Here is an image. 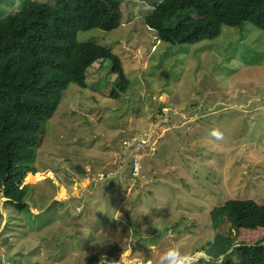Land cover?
Returning <instances> with one entry per match:
<instances>
[{
  "label": "rangeland",
  "instance_id": "obj_1",
  "mask_svg": "<svg viewBox=\"0 0 264 264\" xmlns=\"http://www.w3.org/2000/svg\"><path fill=\"white\" fill-rule=\"evenodd\" d=\"M162 1L122 0L118 30L78 34L115 54L130 86L121 94L102 60L87 90L68 87L43 126L38 173L24 180L30 212L0 194V264H99L101 255L119 264L122 254L123 264H158L177 245L216 260L264 239L259 228L211 223L227 201L264 205V33L247 24L212 42L162 43L144 22ZM33 2L53 0H0V19ZM133 137L150 147L138 153L139 179L133 152L124 155Z\"/></svg>",
  "mask_w": 264,
  "mask_h": 264
},
{
  "label": "trees",
  "instance_id": "obj_2",
  "mask_svg": "<svg viewBox=\"0 0 264 264\" xmlns=\"http://www.w3.org/2000/svg\"><path fill=\"white\" fill-rule=\"evenodd\" d=\"M122 22V0L33 2L0 19V194L17 210L30 212L31 187L23 186L24 180L38 173L34 163L43 126L55 116L68 87L87 90L89 69L107 60L121 94L127 92L122 61L104 47L77 41L79 33L113 32ZM144 22L160 42L172 46L215 41L225 27L251 24L264 33V0H163ZM119 96L114 91L112 98ZM211 221L215 230L229 225V233L264 231V205L230 200L211 212ZM223 264H264V239L229 247Z\"/></svg>",
  "mask_w": 264,
  "mask_h": 264
},
{
  "label": "clouds",
  "instance_id": "obj_3",
  "mask_svg": "<svg viewBox=\"0 0 264 264\" xmlns=\"http://www.w3.org/2000/svg\"><path fill=\"white\" fill-rule=\"evenodd\" d=\"M210 136L219 140L223 137V133L219 129H213L210 132ZM103 212V211H101ZM119 219V217L113 218ZM201 259L207 258L204 252H187L183 251L180 246H172L163 251L158 259V264H200ZM123 254L121 256L119 264H123ZM224 256H220L216 259L215 264H223ZM99 264H117V261H109L105 255L99 257ZM148 264H152L149 260Z\"/></svg>",
  "mask_w": 264,
  "mask_h": 264
},
{
  "label": "built area",
  "instance_id": "obj_4",
  "mask_svg": "<svg viewBox=\"0 0 264 264\" xmlns=\"http://www.w3.org/2000/svg\"><path fill=\"white\" fill-rule=\"evenodd\" d=\"M134 140H127L124 142V149H125V153L124 155H126L127 151H132L133 152V156H132V161H131V164H132V175H133V178L135 179H139L143 172H142V169H143V165H142V161L140 160V157L138 155V153H141L143 152L144 155H148L149 154V146H147V148L145 149V143L142 142L140 139L137 138V140H135L136 138L133 137ZM143 149V151H141V149ZM139 151L135 154V151ZM131 156V154H130Z\"/></svg>",
  "mask_w": 264,
  "mask_h": 264
},
{
  "label": "crops",
  "instance_id": "obj_5",
  "mask_svg": "<svg viewBox=\"0 0 264 264\" xmlns=\"http://www.w3.org/2000/svg\"><path fill=\"white\" fill-rule=\"evenodd\" d=\"M164 110V109H163ZM30 175H32V174H30Z\"/></svg>",
  "mask_w": 264,
  "mask_h": 264
}]
</instances>
